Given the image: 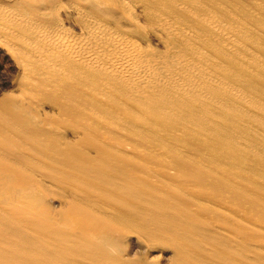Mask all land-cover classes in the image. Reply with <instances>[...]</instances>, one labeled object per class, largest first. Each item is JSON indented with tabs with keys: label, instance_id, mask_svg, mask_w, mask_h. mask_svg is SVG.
Masks as SVG:
<instances>
[{
	"label": "bare ground",
	"instance_id": "6f19581e",
	"mask_svg": "<svg viewBox=\"0 0 264 264\" xmlns=\"http://www.w3.org/2000/svg\"><path fill=\"white\" fill-rule=\"evenodd\" d=\"M0 48V264H264V0H0Z\"/></svg>",
	"mask_w": 264,
	"mask_h": 264
},
{
	"label": "rangeland",
	"instance_id": "374dc122",
	"mask_svg": "<svg viewBox=\"0 0 264 264\" xmlns=\"http://www.w3.org/2000/svg\"><path fill=\"white\" fill-rule=\"evenodd\" d=\"M0 55L2 56H0L1 58L0 59H2V61H0V84L2 83V87H1V85H0V96H1V94H3L4 92L6 93V92H8V90L10 89V83L13 81V76H11V70H12V64H11V62H9L8 61V58H7V56H5V54H4V52H3V50L0 48ZM5 60H6V62H5ZM3 62V63H2ZM9 62V63H8ZM2 63V64H1ZM3 64H6V65H3ZM8 66V67H7ZM9 66H11V67H9ZM6 69H8L9 71V73L6 71ZM4 70V71H3ZM2 73V74H1ZM3 73H5V74H3ZM9 74H10V76H9ZM5 75V76H4ZM11 77V79H7V78H10ZM11 81V82H10ZM7 84H6V83ZM8 83H9V85H8ZM9 87V88H8ZM2 89V90H1ZM6 89V90H5ZM137 246V247H136ZM138 246H140V247H138ZM134 247V248H133ZM136 248V249H135ZM140 248H142V251H141V249ZM144 249V247H143V245L140 243V242H138V241H133L132 243H129L128 244V250L129 251H131V253H132V255H136V256H143V255H145V251L143 250ZM137 250V251H136ZM136 252V254H135V252ZM141 251V252H140ZM134 252V253H133ZM141 253V254H140ZM152 254H154V255H151V258L152 259H156L157 261H158V264H170V259H169V257H170V253L168 252L167 253V251L166 252H164V254L162 255V254H160L159 252H155V253H152ZM157 255V256H156ZM161 255V256H160ZM165 255V256H164ZM158 256L160 257V258H158ZM169 256V257H168ZM167 258V259H166ZM161 260H163V261H161ZM163 262V263H162ZM168 262V263H167Z\"/></svg>",
	"mask_w": 264,
	"mask_h": 264
}]
</instances>
